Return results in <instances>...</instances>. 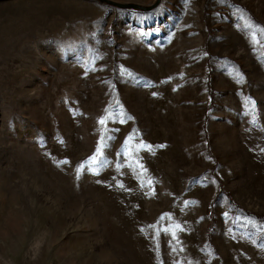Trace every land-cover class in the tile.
I'll use <instances>...</instances> for the list:
<instances>
[{"label":"rangeland","instance_id":"374dc122","mask_svg":"<svg viewBox=\"0 0 264 264\" xmlns=\"http://www.w3.org/2000/svg\"><path fill=\"white\" fill-rule=\"evenodd\" d=\"M220 185L264 216V0H0V264H264Z\"/></svg>","mask_w":264,"mask_h":264},{"label":"trees","instance_id":"16d2710c","mask_svg":"<svg viewBox=\"0 0 264 264\" xmlns=\"http://www.w3.org/2000/svg\"><path fill=\"white\" fill-rule=\"evenodd\" d=\"M207 76V81H206V86H207V93L210 97V99H212V89L210 87V79H209V73L206 74ZM210 109V104H208L205 109H204V118H203V124H202V128H203V133H204V137H205V140H206V144H205V148H206V153H207V156H209L212 161H213V166H212V169H214L216 166H217V162L212 154V152L210 151V147H209V144H208V141H207V131L205 130V125H206V119H207V116H206V112ZM220 194H223V196L226 198L227 202L235 209L237 210H240L242 211L243 213L247 214V215H251L255 218H263L264 216L263 215H259V214H256V213H252L246 209H244L243 207L239 206L238 204H236L232 198V195L229 191H225L222 186L220 185L219 186V189L217 191V193L215 194V196L213 197V199L211 200V202L207 205L206 207V212H207V215H208V221H207V231L210 232L214 229L215 227V224H216V217H215V213H214V203L215 201L220 198Z\"/></svg>","mask_w":264,"mask_h":264},{"label":"water","instance_id":"95a60500","mask_svg":"<svg viewBox=\"0 0 264 264\" xmlns=\"http://www.w3.org/2000/svg\"><path fill=\"white\" fill-rule=\"evenodd\" d=\"M108 4H112L118 7H123V8H134V9H140V10H149L151 8H153L154 6H156L158 4V2L160 0H156L154 4L149 5V6H142L139 4H134V3H117L115 1L112 0H99Z\"/></svg>","mask_w":264,"mask_h":264},{"label":"snow or ice","instance_id":"6c2138e0","mask_svg":"<svg viewBox=\"0 0 264 264\" xmlns=\"http://www.w3.org/2000/svg\"><path fill=\"white\" fill-rule=\"evenodd\" d=\"M100 122H101V123H104V121H103V120H101ZM97 151L99 152V149H98ZM93 159H94V158H93ZM81 167H82V166H81Z\"/></svg>","mask_w":264,"mask_h":264}]
</instances>
